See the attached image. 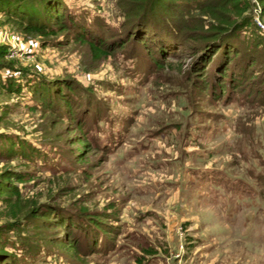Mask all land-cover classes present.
<instances>
[{"label":"rangeland","instance_id":"rangeland-1","mask_svg":"<svg viewBox=\"0 0 264 264\" xmlns=\"http://www.w3.org/2000/svg\"><path fill=\"white\" fill-rule=\"evenodd\" d=\"M24 1L35 12L45 3ZM67 1L76 12L106 19L110 28L107 44L121 42L111 37L115 32L130 43L98 60L88 44L76 41L74 33L43 38L24 31L18 21L0 12V47L7 50L0 64L10 69L2 70L0 77L23 87L21 96L0 89V138L16 137L47 154V160L38 161L37 167L18 157L0 159V175L4 171L36 175L27 183L14 182L22 190L20 200L0 195L1 245L16 255H22L23 240L37 247L41 252L32 264H138L139 258L148 259L144 251L149 249L157 251L152 264H264L261 60L252 68L261 77L257 84L244 81L239 91L245 93L229 103L214 101L210 91L199 94L193 89L188 74L211 49L210 42L204 46L193 40L201 23L199 13H192L188 34L174 50L178 56H168L165 69L152 68L146 74L135 72L124 55L134 47L140 31L124 27L120 0ZM252 3L254 35L246 37L261 54L263 2ZM169 4L177 1L161 0L156 6L162 24L155 27L172 37L175 33L165 21ZM123 5L127 9V3ZM203 19L205 24L210 21ZM154 37V31H148V38ZM56 42L60 43L52 46ZM229 55L236 57V53ZM248 62V57L239 55V73L242 66L249 70ZM230 67L235 68V63ZM37 79L59 84L63 92L74 86L96 94L101 108L110 112L109 121L102 122L99 131L98 143L106 150L78 153L82 147L75 143L80 137L76 123L54 110L35 108L29 87ZM248 91L253 94L244 98ZM6 142L0 139V145ZM82 155L85 160L79 162ZM38 207H53L75 217L81 209L95 216L114 215L101 220L116 231L108 235L116 251L107 256L101 250H87L76 257L59 243L68 235L66 229L49 227L54 221L28 215ZM12 225L16 231L1 230ZM74 232L73 239L83 241L82 230Z\"/></svg>","mask_w":264,"mask_h":264},{"label":"trees","instance_id":"trees-1","mask_svg":"<svg viewBox=\"0 0 264 264\" xmlns=\"http://www.w3.org/2000/svg\"><path fill=\"white\" fill-rule=\"evenodd\" d=\"M44 1L42 9L39 12H35L24 5V0H0L2 4L0 5V12L8 19L18 21L20 26L24 28V31L40 35L43 38L56 37L64 32L74 33L73 37L76 41L88 44L93 56L98 60L108 58L115 54L117 50L124 49L129 45L130 39L126 40L125 36L117 32L112 33L111 37H117L121 42H116L115 45L107 44L106 40L109 39L107 36L110 33V28L104 17L97 14L92 15L91 12H76L72 10L73 8L67 0ZM173 1H177V4H169L165 9V13L168 15L165 21L175 33L171 37L169 34L162 35L158 31V27H155L156 24H162V20L160 19L161 13L156 14V6L160 4L161 0H120L125 17L124 27L127 30L130 27H135L140 31L138 32L140 35L134 39V47L124 54L132 62L135 72L148 74L152 68L165 69V63L167 62L165 59L168 56H178L174 50L188 34L186 30L190 29V22L193 20L191 18L192 13L197 12L201 16V23L194 30L195 35L193 40L199 43L204 42V46L210 42L209 47L211 49H208L209 51L202 54L201 57L199 56L200 58L196 66L189 70V79L193 89L198 91L199 94L210 91L214 101L222 100L225 103H229L238 94L245 93L244 90L239 91L243 89L241 86L242 82L247 81L257 84L256 81H259L261 77L252 73V68L256 64L259 65L258 60H261L260 63L263 67L264 58L262 57L264 56V52L257 54V50L253 48L251 39L246 37L253 31L252 11L254 4L252 0ZM261 1L263 2L262 7L264 10V0ZM121 2L127 3V9L123 5L124 3L122 4ZM203 17L210 21L205 24L206 21ZM172 19H176V21ZM148 31H154L155 33V37L152 40L148 38ZM111 32L113 31L111 30ZM242 35L245 37L240 39ZM59 43L56 42L52 46H56ZM263 44L264 42L259 41V45ZM226 49L229 50L226 51ZM238 49L240 51H237ZM113 50L116 51L111 53ZM219 53L221 54L218 55ZM234 53H236V57L232 58L229 54L234 55ZM6 55V48L0 47V60L5 58ZM239 55L248 57L250 60L248 62V71L242 66L239 73V69L236 67ZM232 63H235V68L230 67ZM178 67L181 68L182 65L178 64ZM2 70L10 69L8 66L0 64V74ZM208 70H210L209 73L207 72ZM36 82V84L34 83V85L29 87L32 98L36 102L35 108L46 111L54 110L53 112L61 113L63 117L76 123V130L80 137L75 143L82 147V151H78L79 154L80 152L83 153L84 150H99L101 152L106 150V146H100L98 143L99 131L101 130V123L109 121L110 112L105 107L104 109L101 108L103 104L99 102L98 97L93 91L78 90L74 86H68L66 87L68 91L63 92L64 89L63 87H58L59 84L54 86L49 84V82L40 81V79H37ZM15 85V82L5 83L2 77H0V89L7 93L21 96L23 94V87L21 84H19L20 86L17 85V87ZM252 94L253 91H248L244 95V98H249ZM254 103L261 105V101ZM94 132H98L97 135L93 136ZM0 139L2 142L7 140L6 143L0 145V159L4 158L3 156L11 159L18 157L25 161L26 165L33 167H37L38 161L47 160V154L41 148L31 146L27 142L18 140V138L13 136H2ZM6 144L7 146H5ZM78 160L79 162H83L85 158L82 155ZM0 177L3 179L0 182V195L6 200L11 197L20 200L22 190L14 182L27 183L35 179L36 175L24 172L4 171ZM205 178L209 179L207 176ZM209 180L213 182L212 178ZM70 211L72 212V210ZM28 215L35 218L42 217V219H47V222L54 221V223L49 224V227L66 229L69 233L59 243L76 257H82L83 251L87 250L94 253L96 250H101L107 256L116 251L115 245L108 238V235L116 231L109 230L101 220L105 218L112 219L114 215L95 216L86 209H81L76 211L78 217H75L74 215L71 216L55 210L53 207L33 208ZM83 227L86 229L83 230ZM2 229L10 232L16 231L13 225ZM92 229L94 233L90 232ZM74 230H82L84 234L83 241L76 238L73 239ZM27 243L23 240L21 244L23 246L22 255L10 253L0 243V264H32L31 260L33 257L41 251L37 247H33ZM144 253L148 259L142 260V258H139L137 260L138 264H152V260L157 258V251L153 249L145 250Z\"/></svg>","mask_w":264,"mask_h":264}]
</instances>
